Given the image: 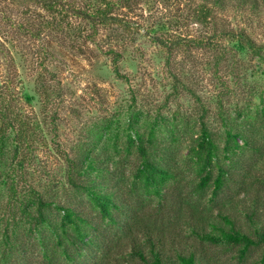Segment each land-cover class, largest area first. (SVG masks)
<instances>
[{
    "label": "rangeland",
    "instance_id": "rangeland-1",
    "mask_svg": "<svg viewBox=\"0 0 264 264\" xmlns=\"http://www.w3.org/2000/svg\"><path fill=\"white\" fill-rule=\"evenodd\" d=\"M70 1L74 9L85 6V0ZM255 1L261 4L258 8L251 2L244 7L236 0H225L226 10H217L214 25V20L195 22L193 14L202 0H127L129 7L114 11L120 21L93 28L81 15L59 19L60 14L30 0H0L1 32L9 36L0 38L1 76L16 78L17 87L12 84L10 90L22 93L21 107L39 117L40 134L49 142V147L40 145L36 158L28 161L25 182L48 191L47 196L57 203L83 208L97 227L90 244L69 246L67 254L55 246L46 250L36 237L27 236L23 256L27 264H144L142 254L151 260L153 250L167 262H176L179 254L195 253L199 264H264V242L242 255L241 244L202 238L239 230L258 239L264 231V159L246 150L240 166L231 164L222 152L225 118L231 124L242 122L258 136L264 133L263 120L257 115L264 96V58L227 39L219 41L221 47L190 49L177 44L168 50L151 35L172 41L231 28L245 30L264 45V2ZM125 25L133 27L134 37L123 31ZM38 28L44 30L40 35L30 31ZM43 48L55 55L43 58ZM225 50V60L218 59ZM172 71L185 82L179 91L173 87ZM51 74L60 80L51 89L61 90L64 100L45 106L35 94L26 101L24 92L34 93L38 81L52 84ZM132 112L148 125L147 137L156 126L155 142L171 148L165 157L174 178L161 195L141 186L134 176L138 151L135 147L130 154L125 150ZM52 114H57V129H53ZM203 121L219 146V161L229 170L217 195L213 184L199 188L197 164L189 154ZM95 132L100 145H108L116 158L110 186L117 189L124 206L115 211L114 220L103 218L86 195L67 183L64 155L73 156ZM53 142L59 143L57 149ZM212 174L213 178L218 174L217 166ZM4 192L2 187L0 217L5 214L2 218L7 219L10 204Z\"/></svg>",
    "mask_w": 264,
    "mask_h": 264
},
{
    "label": "trees",
    "instance_id": "trees-1",
    "mask_svg": "<svg viewBox=\"0 0 264 264\" xmlns=\"http://www.w3.org/2000/svg\"><path fill=\"white\" fill-rule=\"evenodd\" d=\"M30 1L38 3L43 8L51 11V13L60 14L59 19H63L62 17L70 14L81 15L88 19L87 23L93 25V28L107 21H120L114 15V11L123 6L129 7L127 0H85V6L79 9H74L75 6L70 0ZM202 1V4L198 6L193 14L196 19L195 22L208 24L209 21L214 20V25H217L215 14H217V10H226L225 0ZM236 1L244 5V7L248 6L250 2L257 8L261 5L255 0ZM132 6L130 5L131 8ZM121 27L128 37H134L131 34L133 31L132 26L125 25ZM1 29L2 26H0V38L3 37L6 40L9 36H5ZM30 31L36 35L44 32L42 28ZM151 35H153L155 43L166 47L168 50L173 49V46H177V44L190 49L201 46L221 47L218 44L219 41L227 39L237 41L251 51L254 57L264 58V45L258 44L245 30L215 28L210 36L200 38L178 37L172 41L164 38L163 35L156 36L153 33ZM10 53V49L7 48L6 57ZM41 53L43 58L55 55V51H51L49 48H43ZM226 54L227 50L221 52L218 59L225 60ZM7 70H10V66ZM116 70L119 73L118 67ZM1 73L0 189L3 187V190H5L4 194L7 195V203L10 204V214L7 219L2 218L5 214L0 217V264H27L23 259L27 250L25 239L31 235L36 237L46 250L55 246L65 254L68 253L69 246L78 248L85 244H90L91 235L96 231L97 227L86 213V210L70 203H57L54 198L47 196L50 194L48 191H43L37 184L26 183V165L28 161L30 158H36V151L39 150L37 148L40 145L49 147V142L45 139V135L41 136L40 134L43 126L39 117L35 113H31L21 107L22 102L19 103V101L22 93L19 95V93L16 94L13 90H10L16 78L7 77L4 74L1 76ZM171 74L174 78L173 87L179 91L185 82H183L176 71H172ZM15 75L18 76L17 73ZM49 80L52 84L48 86L43 80L38 81L34 93L26 92L27 94H25L24 92L26 101H32L37 95L43 99L45 106L52 102H62L64 100L63 92L51 89V86H54L60 80H56V76L52 74ZM20 84H22L21 81ZM16 87L17 85L14 84L13 88ZM261 102L262 106L258 110L259 113L257 115L261 116L264 123V96ZM52 116L53 129H57L58 126L55 120L57 114H52ZM143 123V117L140 114L132 112L129 115L127 125L128 141L125 150H127L128 154L134 151L133 147L138 151L139 158L134 176L138 178L141 186L147 190H153L157 195H161L165 185L174 178V174L168 166L169 159L165 157V154L171 152V148L168 143L159 142L158 144L155 142L156 126L150 129L147 137V130L144 128L145 126L148 127V125ZM241 123L231 124V121L225 118L224 126L226 130L222 148L224 157L229 159L231 164L240 166L245 163L242 154L246 150L252 152L255 157L264 159V142L261 140L264 137V133L258 136L255 131H252L251 128H246ZM98 136V132H95V134L85 139L83 143H80L73 156L70 153L64 155L69 168L67 171V183L73 186L81 195H86L103 218L114 220L115 211H120L124 206L123 199L117 189H114L113 185L110 186V177H113L115 173L113 163L116 158H113L114 156L110 153L108 145H100L99 140L96 139ZM53 145L57 149L59 143L53 142ZM115 146L118 147L117 144ZM114 149L116 151V148ZM189 154L195 159L197 164V173L200 176L199 188L203 189L213 184L214 194L217 195L228 178L229 170L219 161V146L212 132L207 128L205 121L202 122L200 136L194 140ZM213 166L218 167V174L214 178L212 174ZM252 213L255 214L256 211L254 210ZM225 219L230 221L227 216H225ZM202 238L217 243L227 241L241 244L240 252L242 255H246L250 247L264 242V231L259 233L258 239H254L249 234L239 230L223 231L221 236L205 234ZM152 255V259L149 260L142 254L144 264H199L195 253L179 254L176 262H167L161 252L156 250H153ZM50 257L52 258V256Z\"/></svg>",
    "mask_w": 264,
    "mask_h": 264
}]
</instances>
